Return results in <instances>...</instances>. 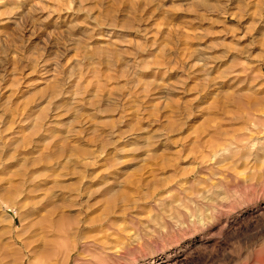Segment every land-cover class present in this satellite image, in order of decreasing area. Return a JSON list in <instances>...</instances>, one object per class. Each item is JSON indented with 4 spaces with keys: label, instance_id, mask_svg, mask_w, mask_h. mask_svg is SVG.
<instances>
[{
    "label": "rangeland",
    "instance_id": "1",
    "mask_svg": "<svg viewBox=\"0 0 264 264\" xmlns=\"http://www.w3.org/2000/svg\"><path fill=\"white\" fill-rule=\"evenodd\" d=\"M0 264H264V0H0Z\"/></svg>",
    "mask_w": 264,
    "mask_h": 264
}]
</instances>
